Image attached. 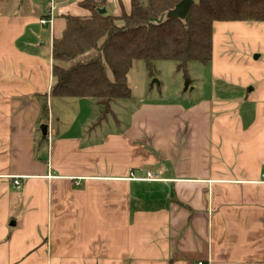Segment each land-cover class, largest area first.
Instances as JSON below:
<instances>
[{
	"label": "crops",
	"instance_id": "0c3cea01",
	"mask_svg": "<svg viewBox=\"0 0 264 264\" xmlns=\"http://www.w3.org/2000/svg\"><path fill=\"white\" fill-rule=\"evenodd\" d=\"M32 21L0 16V264H264V23H215L200 93L116 100L104 133Z\"/></svg>",
	"mask_w": 264,
	"mask_h": 264
},
{
	"label": "trees",
	"instance_id": "16d2710c",
	"mask_svg": "<svg viewBox=\"0 0 264 264\" xmlns=\"http://www.w3.org/2000/svg\"><path fill=\"white\" fill-rule=\"evenodd\" d=\"M181 1L130 0L129 12L112 16L98 12L104 2L82 0L88 14L65 15V28L53 40L50 96L96 100L101 123L112 115V102L131 98L128 76L136 61H144L152 77L155 62H176L188 88L189 64L212 62L215 23H264V0H194L185 20L168 19Z\"/></svg>",
	"mask_w": 264,
	"mask_h": 264
},
{
	"label": "rangeland",
	"instance_id": "374dc122",
	"mask_svg": "<svg viewBox=\"0 0 264 264\" xmlns=\"http://www.w3.org/2000/svg\"><path fill=\"white\" fill-rule=\"evenodd\" d=\"M82 0H0V16H11L16 17L20 15H26L30 17L33 21L31 24L30 34L34 35L37 39L34 41L35 47L44 53L49 50L50 42L54 38L58 37L61 32L60 27L63 28L65 25L64 16L67 14L85 16L88 14L86 10L80 7V2ZM101 3L104 2V7L107 13L112 16H120L123 11H130V0H96ZM52 13L53 24L52 26L39 25L35 21L41 20L48 16V13ZM57 19V21H56ZM165 19V16L160 17L155 20V23H161ZM33 38V40H34ZM45 42L46 45H42ZM48 53V52H47ZM88 57H84L86 60ZM53 63V62H52ZM206 66L198 63L192 62L188 66L189 77L192 84L186 88L184 74L178 70L177 63L173 61H157L154 63V70L156 74L152 77L149 73L147 65L144 61H136L129 73L128 81L132 90V100H123V103H135L141 98L147 100L159 99L165 97V99H179L180 96L191 97L193 88L195 84L201 86L205 80L208 78V70ZM207 71V72H206ZM156 81V82H155ZM200 93V89H197L193 95ZM116 103V102H115ZM126 104L125 106H127ZM113 108L117 114L123 113V108H120L117 104L113 105ZM127 109V107H125ZM48 119V115L46 116ZM51 124V126L56 125V121L51 117L49 121L44 124ZM115 121L109 117V123L106 124V128H103L105 132H114L116 129ZM38 136L45 138L43 140L44 145L47 147L48 139L44 137L41 131V127L38 130ZM41 138V139H43ZM40 143V145H42ZM41 146H39L40 149ZM47 151V148H45ZM40 150L38 151L39 154ZM41 153V152H40ZM48 153V151H47ZM50 157V152L47 155Z\"/></svg>",
	"mask_w": 264,
	"mask_h": 264
},
{
	"label": "water",
	"instance_id": "95a60500",
	"mask_svg": "<svg viewBox=\"0 0 264 264\" xmlns=\"http://www.w3.org/2000/svg\"><path fill=\"white\" fill-rule=\"evenodd\" d=\"M194 5H195V1L194 0H182L180 3H178L176 5V7L173 10L168 12L166 17L168 19L185 20L186 17L188 16L189 12L191 11V9L194 7ZM98 12L101 15H106L107 14L106 8L98 9ZM48 130H49V126L47 124H43L41 126V131H42V134H43L44 137H47Z\"/></svg>",
	"mask_w": 264,
	"mask_h": 264
},
{
	"label": "built area",
	"instance_id": "2783aa9c",
	"mask_svg": "<svg viewBox=\"0 0 264 264\" xmlns=\"http://www.w3.org/2000/svg\"><path fill=\"white\" fill-rule=\"evenodd\" d=\"M40 24H41V25H44V26H48V25L52 26V24H53L52 13L49 12L47 17L41 19V20H40ZM148 177L151 178L152 175L149 174ZM13 186H14V188H15L17 191H20L21 188H22L21 180L18 179V178H16V179L14 180V182H13ZM198 264H205V263H204V262H199Z\"/></svg>",
	"mask_w": 264,
	"mask_h": 264
}]
</instances>
